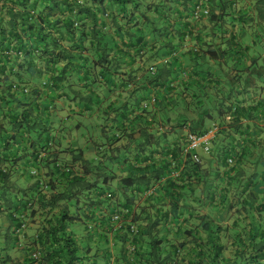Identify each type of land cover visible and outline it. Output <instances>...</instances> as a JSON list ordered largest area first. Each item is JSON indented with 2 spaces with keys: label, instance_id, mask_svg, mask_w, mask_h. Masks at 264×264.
Listing matches in <instances>:
<instances>
[{
  "label": "crops",
  "instance_id": "obj_1",
  "mask_svg": "<svg viewBox=\"0 0 264 264\" xmlns=\"http://www.w3.org/2000/svg\"><path fill=\"white\" fill-rule=\"evenodd\" d=\"M208 2L196 0V6L210 11ZM139 3V12L130 17L105 3L96 33L91 21L85 20L73 37L61 42L68 58L53 66H47L45 56L39 57L43 43L36 45L33 56L27 53L35 41L21 30L20 50L11 38L9 47L0 48V264L3 259L23 262L28 251L38 255L37 235L63 208L76 217L66 232L82 240L87 230L101 231V219L110 209L121 214L129 209L130 216L137 218L134 226L144 227L148 218L165 216L171 203H192L194 195L204 190L205 171L193 169L186 135L197 112L194 98L206 82L198 86L194 82L190 65L194 54L185 51L202 47V69L212 73V79L223 76L226 68H218L207 49L234 54L242 67L252 58L261 63L264 0L226 1L229 15L218 23L215 34L214 23L198 9L190 12V3L185 10L181 0ZM14 4L15 0H0L1 25ZM166 7L168 16L163 14ZM47 27L45 31H50ZM49 35L58 33L52 29ZM180 41L184 43L176 52L166 53L170 42ZM30 56L36 59L29 61ZM167 59L171 64L164 66ZM161 66L172 70L171 77H156ZM172 78L174 86L168 87L166 80ZM244 85L240 81L238 89ZM245 86L247 92L238 99L253 104L259 98L255 81ZM206 117L205 127L218 121L213 114L211 120ZM49 140L52 145L37 161L38 149ZM73 154L81 160H73ZM59 163L69 164L93 186L84 191L75 187L73 199L51 207V193L64 189V177L56 168ZM101 186L114 188L112 199L98 196ZM26 201L32 202L30 208L12 213L13 207ZM179 209L175 221L158 226L159 236L172 243L182 238L185 218L193 213ZM17 214L25 223L21 234L15 232ZM109 235L114 261L118 247Z\"/></svg>",
  "mask_w": 264,
  "mask_h": 264
},
{
  "label": "trees",
  "instance_id": "obj_2",
  "mask_svg": "<svg viewBox=\"0 0 264 264\" xmlns=\"http://www.w3.org/2000/svg\"><path fill=\"white\" fill-rule=\"evenodd\" d=\"M226 1L209 0L207 4L211 10L205 16L214 23L211 27L213 34L216 33L214 30L220 29L218 23L224 20L222 18L229 15ZM181 2L184 10L190 3L192 13L198 6L201 7L196 6V0ZM105 3L118 7L119 13H124L125 17L132 16L140 6L139 0H83L81 4L76 0H15L13 7L6 11L7 21L0 24V48L4 45L9 47L13 39L20 50L24 44L18 34L21 30L20 34L35 41L28 54L32 52L33 56L34 49L43 43L39 57L45 56L48 67L58 64L68 58L63 54L66 49L61 42L73 37L78 28L85 25V20L91 21L93 34L96 33L98 13H106ZM169 11V7H166L163 14L167 13L168 16ZM112 18L114 20L115 16ZM47 26L50 31H45ZM52 29L57 31V37L49 35ZM183 43L170 42L166 53L176 52ZM201 48L185 51L194 54L191 56L194 61L190 63L194 82H197V86L206 82L203 87L199 85L194 98L197 104L193 110L197 112L189 128L192 133L201 134L216 125L217 132L211 141L210 151L204 156L199 155L198 162L192 160L195 172L205 171V188L200 194L194 195L193 202L182 206L171 203L165 216L148 218L145 226L135 227L134 232L130 231V226L135 225L137 218L130 216L129 209L124 214L110 209L101 219V231L87 230L88 236L82 240L74 233L66 232L68 224L76 217L63 208L59 216L46 223L37 235L35 246H38L34 248L38 251L36 257L28 251L23 262L3 259V264H264V57L261 63L252 58L242 67L240 59H234V54L217 47L207 49L206 53H209V58L216 66L226 68L223 76L212 79V73L202 69ZM32 56L29 61L36 59ZM168 64L171 61L167 59L164 66ZM171 71L161 66L156 77H171ZM172 80H166L168 87L174 86ZM240 81H244L245 85L255 81L259 98L253 104L244 105L238 99L240 93L247 92L245 85L238 89ZM214 111L218 121L205 127V117L211 120ZM226 117L228 119H224ZM48 144L52 145V140L40 149L45 151L50 146ZM72 158L81 160L79 154H73ZM228 159H232L231 164ZM56 168L64 177V189L51 193L48 203L51 207L58 206L60 201L73 199L75 187L84 191L93 186L75 173L69 164L59 163ZM107 193L111 192L99 187L98 196H103L104 201L113 198L112 193L110 197L106 196ZM31 206L32 202L26 201L23 205L13 207L12 213L16 214L18 210ZM180 207L188 208L193 213L189 219L185 218L187 224L182 229V238L173 239L172 243L159 236L158 226L175 221ZM203 208L206 212L202 211ZM226 212L234 215L229 225L222 224L226 221ZM114 213L121 215L118 221L112 219ZM172 214L173 217H170ZM87 218L90 217L87 215ZM21 222L17 214V228ZM231 229L236 230L235 234L229 233ZM109 234H112V240L118 247L114 261L108 248ZM94 237L97 238L94 239L96 248L93 250L91 240Z\"/></svg>",
  "mask_w": 264,
  "mask_h": 264
},
{
  "label": "built area",
  "instance_id": "obj_3",
  "mask_svg": "<svg viewBox=\"0 0 264 264\" xmlns=\"http://www.w3.org/2000/svg\"><path fill=\"white\" fill-rule=\"evenodd\" d=\"M76 1L81 4L83 0H76ZM198 10L204 14H207L206 9H203L198 6ZM75 25H77L76 22ZM23 90L26 92L28 89L23 88ZM216 132H217V126L212 125L204 133L197 134V133L189 132L186 135L187 150L191 152L193 161L198 162L200 160L199 151L203 153H208L210 151L211 141L215 137ZM43 154H44V150L40 149V151H38L37 161H39V159L42 157ZM228 163L231 164L232 159H228ZM106 196L110 197L111 195L107 193ZM120 216L121 215L119 213H114L112 219L114 221H118L120 219ZM24 227H25V223L21 222L20 226L15 229V232L17 234H21L22 233L21 231L23 230ZM130 231L131 232L135 231L134 225L130 226ZM32 256L36 257V254H33Z\"/></svg>",
  "mask_w": 264,
  "mask_h": 264
},
{
  "label": "rangeland",
  "instance_id": "obj_4",
  "mask_svg": "<svg viewBox=\"0 0 264 264\" xmlns=\"http://www.w3.org/2000/svg\"><path fill=\"white\" fill-rule=\"evenodd\" d=\"M213 115H214V117L215 118H218V115H217V113L214 111L213 112ZM101 187H103V186H101ZM105 189H107L106 187H104ZM109 192H111V191H114V188L113 187H111V188H108L107 189ZM112 193V192H111ZM111 193H109V194H111ZM234 217V215H233V213H229V212H226L225 214H224V220L226 219V221H224L223 222V220L221 221V223L222 224H224L225 225V223H228L227 225H229V223H231V220H232V218ZM77 225V224H76ZM78 227H79V225H78ZM77 227V228H78ZM79 230H80V228H79ZM81 231V230H80ZM235 232H236V230H234V229H231L230 231H229V233H231V234H235ZM86 236H88V233L87 232H83V236L82 237H80V238H82V239H84V238H86ZM95 241L96 240H91V246H93V250H94V248H96V245H94V243H95ZM95 246V247H94ZM111 246L109 245L108 246V248H110ZM114 249H112V251H113ZM20 252H21V254L23 253V251L22 250H19ZM226 253H228V252H226Z\"/></svg>",
  "mask_w": 264,
  "mask_h": 264
}]
</instances>
